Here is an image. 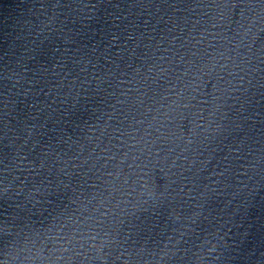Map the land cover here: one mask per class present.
Here are the masks:
<instances>
[{"label": "water", "instance_id": "water-1", "mask_svg": "<svg viewBox=\"0 0 264 264\" xmlns=\"http://www.w3.org/2000/svg\"><path fill=\"white\" fill-rule=\"evenodd\" d=\"M0 264H264V0H0Z\"/></svg>", "mask_w": 264, "mask_h": 264}]
</instances>
